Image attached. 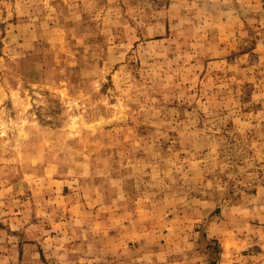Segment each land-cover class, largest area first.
Returning a JSON list of instances; mask_svg holds the SVG:
<instances>
[{
    "label": "rangeland",
    "instance_id": "374dc122",
    "mask_svg": "<svg viewBox=\"0 0 264 264\" xmlns=\"http://www.w3.org/2000/svg\"><path fill=\"white\" fill-rule=\"evenodd\" d=\"M0 264H264V0H0Z\"/></svg>",
    "mask_w": 264,
    "mask_h": 264
}]
</instances>
